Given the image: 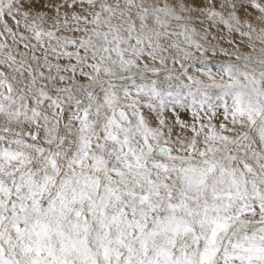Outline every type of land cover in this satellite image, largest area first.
Returning a JSON list of instances; mask_svg holds the SVG:
<instances>
[{
  "label": "snow or ice",
  "instance_id": "6c2138e0",
  "mask_svg": "<svg viewBox=\"0 0 264 264\" xmlns=\"http://www.w3.org/2000/svg\"><path fill=\"white\" fill-rule=\"evenodd\" d=\"M0 264H264V0H0Z\"/></svg>",
  "mask_w": 264,
  "mask_h": 264
}]
</instances>
